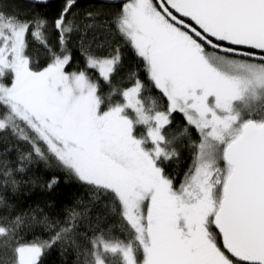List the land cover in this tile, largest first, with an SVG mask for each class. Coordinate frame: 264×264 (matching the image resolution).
Listing matches in <instances>:
<instances>
[{
	"label": "snow or ice",
	"instance_id": "obj_1",
	"mask_svg": "<svg viewBox=\"0 0 264 264\" xmlns=\"http://www.w3.org/2000/svg\"><path fill=\"white\" fill-rule=\"evenodd\" d=\"M97 28L119 43L93 45ZM73 37L84 67L69 71ZM121 44L147 81L132 71L113 82ZM0 134L28 145L15 165L0 157V185L15 188L34 158L54 159L115 217L0 215V264H41L58 244L77 264H264V0H121L110 12L63 0L51 21L0 0ZM180 142L191 165L177 184L165 162ZM25 226L47 238H27Z\"/></svg>",
	"mask_w": 264,
	"mask_h": 264
},
{
	"label": "trees",
	"instance_id": "obj_2",
	"mask_svg": "<svg viewBox=\"0 0 264 264\" xmlns=\"http://www.w3.org/2000/svg\"><path fill=\"white\" fill-rule=\"evenodd\" d=\"M63 3V0L50 2L46 5H33L19 0H5V4L9 10L18 11L21 15L28 13H40L47 16L51 21L57 14ZM120 5H107L93 0H79V8L83 10H102L104 12L114 11ZM86 15V13H85ZM49 43L56 45V34L51 28L48 29ZM95 37V39H93ZM87 38L92 40L93 45L115 41L119 43L118 37H110L103 28L90 30ZM73 55V61L68 70H74L84 67V58L78 51V40L73 37L68 45ZM122 63L117 68L115 75L112 77L114 83H121L126 80L128 74L136 71L141 79L147 81L146 74L143 70L140 60L135 56L134 52L128 47L121 44ZM30 55L39 63L46 62V54L44 47L32 41L29 48ZM94 74V73H93ZM103 83V82H101ZM148 95H158L155 89L148 85ZM103 90L107 92L106 85ZM183 121L179 115L175 116L173 128L181 125ZM171 131V130H170ZM195 139L196 133H192ZM28 145L23 142H17L11 135L0 134V157L6 158L11 164L15 165L21 152H26ZM179 156L170 161L165 162L166 170L169 174L176 177L179 184L184 173L191 165V149L186 143H178ZM53 175L59 177V183L52 188L47 186L48 180ZM17 186L13 188L9 185L7 188L0 185V197L5 201L6 206H0V215L11 214L27 215L33 214L40 216H48L53 219H62L65 213L72 208L78 207L80 210L87 208L90 210L92 221L95 223L99 217V223L104 225L115 219L111 212V206L108 201L99 194H94L92 190L76 179L75 176L65 172L54 159L47 161L33 159L26 166L23 172L16 175ZM27 238H31L33 233L41 238H47V232L40 226L24 229ZM41 264H77V257L71 249L65 250L61 245H56L42 256Z\"/></svg>",
	"mask_w": 264,
	"mask_h": 264
},
{
	"label": "water",
	"instance_id": "obj_3",
	"mask_svg": "<svg viewBox=\"0 0 264 264\" xmlns=\"http://www.w3.org/2000/svg\"><path fill=\"white\" fill-rule=\"evenodd\" d=\"M19 1H22V2H25L28 4H33V5H44V4L34 3L33 0H19ZM54 1H59V0H48V3L54 2ZM93 1H97V2H100L103 4H107V5H120V3H121V0H111V2H106V0H93Z\"/></svg>",
	"mask_w": 264,
	"mask_h": 264
}]
</instances>
